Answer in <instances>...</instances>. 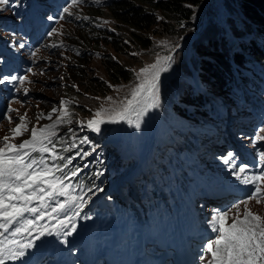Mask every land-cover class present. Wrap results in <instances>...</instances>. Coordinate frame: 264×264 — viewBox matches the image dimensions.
Returning a JSON list of instances; mask_svg holds the SVG:
<instances>
[{
    "label": "rangeland",
    "instance_id": "obj_1",
    "mask_svg": "<svg viewBox=\"0 0 264 264\" xmlns=\"http://www.w3.org/2000/svg\"><path fill=\"white\" fill-rule=\"evenodd\" d=\"M15 2V0H10L9 5H0V22L19 19L20 13H16L15 10L17 9L12 8V4ZM43 2L39 1V3ZM110 2L111 0H100L99 3L96 0H77L76 3H73V0H64L62 8L58 16L54 18L49 30H55L53 35H47L48 31L37 42H30L29 44L24 42V40H17L18 43L15 44L16 50H19L18 53L23 57L25 67L29 64L31 66H28L29 70L23 68L19 72L15 71L13 75L17 77L26 75L28 79L23 84H20L18 80L13 83L0 85V93L1 90H4L0 96V141L5 136H9L10 142L15 144H20L23 140L29 139L33 126L42 127L56 121L65 107L62 102L69 101L67 119L70 122L60 124L57 129L58 137L54 141L57 145V151L65 158L73 157L71 164L68 166L77 164V169L81 174H90L92 161H96L101 168V175L98 171H94L93 178L102 186L99 192L92 188L89 193L79 190L72 183V180L76 182V179L69 174V167L65 169L69 177L65 180V184L71 186L70 195L82 196L84 201L80 209V215L75 217V222L84 216H88L93 219L95 227L84 242L73 243L72 245L67 243L63 246L60 244L52 245L74 249L75 251L70 254L78 261L85 259L86 253H93V247L97 244V240L107 230L113 233L110 231L106 232L105 234L108 235L105 237L106 240L111 239L110 235L114 234L118 244H127L126 240L119 236V233L112 230L109 219H119L114 218V212L118 211L123 203L128 204V200L136 199L134 194V188H136L134 172L150 168L148 172H151L150 177L153 178L151 180L153 182L152 186L156 190L157 196H163L167 207L170 206L171 202L178 201L176 199L178 194L173 190V185H176L178 175L174 172L172 174L168 172L169 168L164 163L166 160L160 161V156L164 155L168 159L171 158L172 152H174L172 147L176 145L184 149L181 156L184 157L190 154V149H186L185 146L192 138L190 137V140L185 142V137H189L192 134L193 136L197 135V128L211 120L206 113L203 114L204 118L190 115L189 113L196 112L202 114L201 108H194L192 105L183 103L182 98L184 96L197 97L195 93L200 92L202 94V92H207L214 99L212 101L214 104L217 103L218 98L228 101L223 94L213 92L216 89L214 88L215 86L209 85L210 79L207 82L200 80L199 75L201 73L198 72V59L194 51L196 44L201 40L200 33L201 35H208L209 32L215 33L212 31L215 29L214 27L218 28L212 15L213 13H211L213 4L210 0H207L199 8L200 10L194 22L195 28L190 33L186 32L180 35L163 34L164 36L154 35L153 38L149 34L153 42L149 46L139 48L133 46L129 40L122 39L124 46L119 51L109 46L106 38L102 36L106 34L120 38L117 30L123 27L121 23L117 24L116 20L111 17L107 7ZM65 7L68 8L67 13L63 11ZM228 8H232L230 1L228 5L225 3L224 7L220 5L219 12L221 13L217 15L220 25L224 26L225 33L229 30V27L226 23L224 24V20L221 21L220 15L225 13L226 16L230 15L232 20H234V16L227 11ZM46 13L48 12L46 11ZM237 17L240 16L237 15ZM88 26L92 27L89 31L87 30ZM3 28H6V26H0V38L5 39L4 34L7 31ZM15 36L23 38L18 33L12 34V41ZM23 44H25V47L21 46ZM52 45H56V47ZM224 49L225 51L229 50L227 46ZM108 55L132 68L133 77L117 83L109 81L103 66V61ZM157 56H171L172 62L168 70L163 72L160 77L158 106L150 109L142 116L140 127L136 128L126 121L105 123L101 125L100 132L87 127L88 120L94 117L96 110L101 105L108 107L111 103L106 98L113 97L114 100H119L126 96L134 84L138 82L136 73L144 66L154 63ZM245 56L249 59L251 57L255 65L261 68L264 67V60L260 63L249 52L245 53ZM8 61L9 59L5 57L0 59V63L3 65L8 63ZM74 70L79 71L77 77L72 75L75 73ZM3 77L7 76L4 75ZM93 78L105 84L106 89L104 92L97 93L89 88V83ZM233 83L239 86L235 81ZM24 89H28L27 93L24 92ZM247 90L250 89L247 88ZM258 96L261 97L260 94ZM235 97L239 99L241 94H233L234 99ZM179 101L182 103H179ZM231 102L232 100L229 101V103ZM175 103L179 106L178 111L172 105ZM77 106L83 109L80 110ZM217 106L219 107V105ZM242 107L245 106L240 105L236 109L243 112H249V109H251V107ZM8 108L18 110L7 113V115L12 117L11 122L5 118ZM53 109H57V111L53 113ZM184 109L187 111L191 109L192 111L180 113ZM49 114L52 116L51 120L47 118ZM188 114L187 119H184ZM21 116L25 117L28 131H25L22 136L11 139L12 132L10 130L21 123L18 118ZM38 117L41 118L37 119ZM226 117L225 126L217 131V133L223 132L225 134L224 138L215 139L214 145H225L222 147V151H215L223 154L222 157L218 158L219 161L230 160L229 164L221 166L223 178L226 180L227 185L219 188L220 190L218 191L220 193L217 198H210L205 204L200 203V200L197 199L195 203V205H198L197 208L194 204L189 205L190 212L195 214V211L198 216L190 215L187 218L179 219L182 227L190 233L203 231L205 234L204 241L213 238L215 235L211 231L210 220L218 212H228V224L232 223L238 212L242 218L246 208L264 217V198H261L259 203L255 198L248 200L246 205L241 203V201L247 199L251 186L241 183L234 174L238 167L245 165L248 166L247 171L249 174L259 173L264 169V163L259 160V153L264 151V147H258V144L264 140L257 141L254 145L257 135L264 136V120L255 124L246 122L245 127L247 130L236 129V131L234 127L228 126L231 122L228 123ZM191 119H196L197 121L192 122L190 121ZM216 121H219V118H216ZM130 131L132 132L131 135ZM138 136L141 137L138 139ZM229 137L236 139L235 143L227 139ZM84 138H87L88 142L82 143L81 141ZM141 141L142 144L140 143ZM70 145L74 146L70 147ZM2 146L3 144L0 143V147ZM69 147L70 150H66ZM77 152L80 155H77ZM248 153L252 156L250 159L248 158ZM129 156H131L130 159L126 161ZM66 162L67 160L57 161L60 164ZM206 165V162L203 163V166ZM151 166H155L159 170L152 172L154 169ZM109 168L110 170L108 171ZM154 176L161 177L162 180L160 178L156 180ZM146 190L150 193L148 189ZM206 192L203 191L205 196L207 195ZM108 195L116 196L117 201L115 203L113 201L110 202L107 199ZM192 196L196 197V195ZM65 199H68V197H56L57 201ZM185 200L192 204L190 196L185 198ZM236 204H239V209L234 207ZM177 208H179V204L175 203L167 211L172 212L173 209ZM73 212L74 209H69L67 215L72 216ZM137 214L139 215L138 212ZM62 215L64 217V214ZM120 218L122 219V216ZM142 219V216L136 218V220H140L139 227L146 232L165 231L170 228L173 230L175 227L173 221L170 220L165 223L166 226H169L168 229H164L159 227L158 224H148ZM52 221V225H54L56 221ZM47 223L51 222L47 220ZM148 225L150 228H154L149 229ZM138 240L140 242L141 238L139 237ZM102 249L101 251H103ZM46 259L47 257L45 256L42 263L46 264ZM197 260H199V257H197Z\"/></svg>",
    "mask_w": 264,
    "mask_h": 264
},
{
    "label": "snow or ice",
    "instance_id": "obj_2",
    "mask_svg": "<svg viewBox=\"0 0 264 264\" xmlns=\"http://www.w3.org/2000/svg\"><path fill=\"white\" fill-rule=\"evenodd\" d=\"M76 2L77 0H73V3ZM96 2L99 3L100 0ZM9 3L10 0H0V5L7 6ZM63 11L67 13L68 8L65 7ZM54 31H49L47 35H53ZM171 62V56H157L154 63L141 68L136 73L138 82L129 93L119 100L107 97L111 103L108 107L101 105L94 117L88 120L87 127L100 132L101 125L105 123L126 121L139 128L142 116L158 106L160 77L171 66ZM27 79V76H7L0 78V84L18 80L23 84ZM27 91L28 89H24L25 93ZM62 103L65 107L57 120L42 127L33 126L29 139L15 144L10 142L9 136H5L0 141L3 144L0 147V264L25 257L29 250L36 247V241L45 236L62 237L63 243L67 244L68 237L77 231L75 217L80 215L83 197L70 195L71 186L65 184V180L69 178L65 169L71 164L73 157L65 158L57 151L54 143L58 137L59 125L70 122L67 119V105L70 102ZM13 111L18 110H6L5 118L9 122L12 117L7 113ZM56 111L57 109H53V113ZM18 118L21 123L10 130L11 139L28 131L25 117ZM47 118L51 120V114ZM255 139L261 141L264 136L257 135ZM81 142H88L87 138ZM70 147L66 150H70ZM77 155L80 153L77 152ZM65 160L66 163H57ZM259 160L264 163V151L259 153ZM247 168L246 165L240 166L234 173L241 183L251 186L247 199L241 201L245 205L253 198L258 203L264 198V169L259 173L249 174ZM77 174V170L73 169L70 175ZM57 196L68 199L57 201ZM234 207L239 209V204ZM69 209H74L72 216L67 215ZM60 214H64V217L60 218ZM228 218L227 211L218 212L211 218L210 227L215 235L205 242L204 254L199 260L205 261V264H264V217L246 208L242 218L239 212L231 224L227 223ZM46 219L55 220L56 223L49 227L42 223ZM208 255L210 260L205 259Z\"/></svg>",
    "mask_w": 264,
    "mask_h": 264
},
{
    "label": "trees",
    "instance_id": "obj_3",
    "mask_svg": "<svg viewBox=\"0 0 264 264\" xmlns=\"http://www.w3.org/2000/svg\"><path fill=\"white\" fill-rule=\"evenodd\" d=\"M15 1L16 2L12 4V8L17 9V11H20L21 8L22 15L19 21L20 23L16 28L17 33L22 34L24 31L29 32V30H31L30 38L34 39L45 27H47V30L50 28L51 22L47 19V14L44 12L46 6L36 3V1L40 0H33V2L32 0ZM206 1L207 0H111L107 5L111 17L116 20L117 24L121 23L123 27L117 30L120 34V38L106 34L102 36L106 38V42L109 46L119 51V49H122L124 46L122 44V39L129 40L132 42L131 44L133 46L139 48L149 46L153 42L152 38L154 35L164 36L163 34L180 35L186 32L190 33L195 28L194 22L200 10L199 8ZM210 1L213 4L211 13H213L212 15L214 16L218 28L214 27L215 29L212 30L215 33L209 32L208 35H201L200 33L199 35L201 40H199L200 42L197 43L194 48L198 59V72L201 73L199 77L200 80L204 82L210 79L209 85L212 87L215 86L214 88L216 89L213 92L223 94L228 101H233L230 93L237 92L236 88L233 89V81L238 85L247 82V84L251 86V83L257 78L258 71H260L252 62L251 57L249 56L250 59L247 58L245 53H251L260 63L264 60V0ZM229 1L232 3V8H228L227 11L234 16V20H232L230 15L226 16L225 13L220 15L221 21L224 20V24L226 23L229 27V30L225 33L224 26L222 27L220 25L217 15L221 13L219 12L220 5L224 7L225 3L227 5L229 4ZM189 5H192V7H189ZM35 6L39 8L38 11H32L31 8ZM28 10H30L29 12L32 13V15L27 14ZM237 15L240 17H237ZM34 19H36V21ZM0 24L1 27L5 26L4 23L0 22ZM91 28L92 27L88 26L87 30L89 31ZM149 34H151L152 38ZM26 35L27 33H24L23 36ZM226 46L229 48L228 51L224 49ZM103 66L109 81L114 83L122 80H129L133 77V69L129 68L127 64L120 62V60L115 59L113 56H106L103 61ZM78 74L79 71H75L72 75L77 77ZM251 78L253 82L246 81ZM89 88L94 90V92L100 93L105 91L106 86L93 78L89 83ZM195 95H197V97L184 96L182 98L184 101L183 103L192 105L194 108L200 107L202 114L198 112L189 114L204 118L203 114L208 113L210 107L214 106V102H212L213 99L207 92H202V94L199 92L195 93ZM217 100L223 103L220 98ZM179 103L182 102L179 101ZM221 103L217 104L221 105ZM172 105L177 108V111L179 110V106L176 103ZM79 108L80 110L83 109L81 107ZM191 111V109L189 111L184 109L180 113ZM189 114L186 117H188ZM193 120L197 121L196 119ZM74 168H78V165L76 164ZM94 171H98L101 175V168L96 161L92 162L91 175H82L79 181L81 183L88 181L91 186H96L98 188V184L92 183L93 180H91L94 176Z\"/></svg>",
    "mask_w": 264,
    "mask_h": 264
},
{
    "label": "bare ground",
    "instance_id": "obj_4",
    "mask_svg": "<svg viewBox=\"0 0 264 264\" xmlns=\"http://www.w3.org/2000/svg\"><path fill=\"white\" fill-rule=\"evenodd\" d=\"M152 138V137H151ZM153 140V139H152ZM151 141V139H150ZM150 144V143H149ZM122 192V191H121ZM123 237H127V235H123ZM131 237V236H129ZM62 237H57L55 235H52V236H45L43 238H41L40 240H42L43 243H54L55 241H57L58 239H60ZM22 239V238H20ZM77 239V237H76ZM69 240H73V237L72 235L70 237H68V241ZM65 243H63V238H62V245H64ZM99 245L100 246H109L107 247V251L110 253V254H114L116 253V249H117V246H116V243H115V237H112L111 241L109 242H106L104 240V237L100 240L99 242ZM189 246H186L185 248H189L191 249L192 246H197L198 250L202 251L203 252V248L204 246L202 245V242L201 241H197L196 239H191V241L189 242L188 244ZM123 246V244L121 245ZM117 260H121V261H124V259H122V257H116ZM19 260H15V261H8L7 264H16Z\"/></svg>",
    "mask_w": 264,
    "mask_h": 264
}]
</instances>
